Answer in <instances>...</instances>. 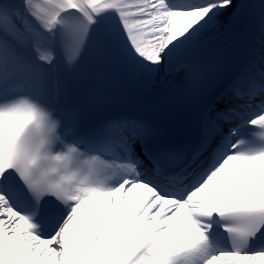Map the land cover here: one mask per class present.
<instances>
[{"label":"snow or ice","instance_id":"6c2138e0","mask_svg":"<svg viewBox=\"0 0 264 264\" xmlns=\"http://www.w3.org/2000/svg\"><path fill=\"white\" fill-rule=\"evenodd\" d=\"M0 264H264V0H0Z\"/></svg>","mask_w":264,"mask_h":264},{"label":"bare ground","instance_id":"6f19581e","mask_svg":"<svg viewBox=\"0 0 264 264\" xmlns=\"http://www.w3.org/2000/svg\"><path fill=\"white\" fill-rule=\"evenodd\" d=\"M221 32V31H220Z\"/></svg>","mask_w":264,"mask_h":264}]
</instances>
